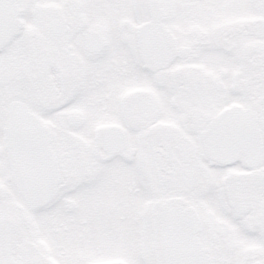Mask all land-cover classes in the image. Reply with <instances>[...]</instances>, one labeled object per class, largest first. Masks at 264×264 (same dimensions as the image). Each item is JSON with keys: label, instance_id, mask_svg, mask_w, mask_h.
<instances>
[{"label": "snow or ice", "instance_id": "obj_1", "mask_svg": "<svg viewBox=\"0 0 264 264\" xmlns=\"http://www.w3.org/2000/svg\"><path fill=\"white\" fill-rule=\"evenodd\" d=\"M0 264H264V0H0Z\"/></svg>", "mask_w": 264, "mask_h": 264}]
</instances>
